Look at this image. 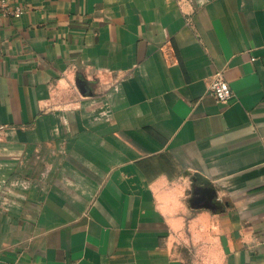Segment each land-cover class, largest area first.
Here are the masks:
<instances>
[{
  "label": "crops",
  "instance_id": "0c3cea01",
  "mask_svg": "<svg viewBox=\"0 0 264 264\" xmlns=\"http://www.w3.org/2000/svg\"><path fill=\"white\" fill-rule=\"evenodd\" d=\"M8 2L0 264H264V0Z\"/></svg>",
  "mask_w": 264,
  "mask_h": 264
},
{
  "label": "built area",
  "instance_id": "2783aa9c",
  "mask_svg": "<svg viewBox=\"0 0 264 264\" xmlns=\"http://www.w3.org/2000/svg\"><path fill=\"white\" fill-rule=\"evenodd\" d=\"M24 12V7L21 4L11 5L8 0H0V18L16 19ZM209 92L214 98L221 103H227L232 96V91L228 83L219 77L212 80L209 86ZM3 126L0 125V135Z\"/></svg>",
  "mask_w": 264,
  "mask_h": 264
},
{
  "label": "water",
  "instance_id": "95a60500",
  "mask_svg": "<svg viewBox=\"0 0 264 264\" xmlns=\"http://www.w3.org/2000/svg\"><path fill=\"white\" fill-rule=\"evenodd\" d=\"M191 181L190 203H203L206 207L214 208L216 202L213 201L215 191L209 186L210 182L197 172H187Z\"/></svg>",
  "mask_w": 264,
  "mask_h": 264
}]
</instances>
